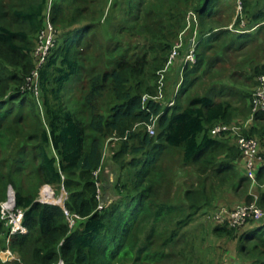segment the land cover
<instances>
[{"label": "trees", "instance_id": "1", "mask_svg": "<svg viewBox=\"0 0 264 264\" xmlns=\"http://www.w3.org/2000/svg\"><path fill=\"white\" fill-rule=\"evenodd\" d=\"M62 1H70L66 9ZM220 3L221 0H200L198 11L203 19L200 38L207 41L196 44L195 64L192 66L188 62L184 66L183 82L173 106H168L167 102L179 81L178 72L173 82V76L168 77L173 90L165 89V99L146 97L144 100V96L156 93L158 73L169 58L170 43L154 50L152 60L155 63L149 61L147 52L131 61L128 58L113 59L104 51L103 57L113 61L114 65L106 66L102 74L91 79V90L86 96V102L93 110L90 127L101 138H119V149L114 150V158L121 172L126 170L125 174H118L111 188H106L103 177L96 174L103 164L101 145L98 140H93L87 147L83 122L68 110L63 100L66 83L81 68L78 56L81 38L89 30L93 32L100 23L105 0L54 2L51 20L61 30L56 47L39 69L38 87L43 109L37 118L36 133L32 138H8L0 130V145L11 160V171L15 172L14 158L18 159L21 149L35 140L36 144L32 145L40 158L38 174L46 184L64 185L68 191L66 208L78 214L80 219L79 224L71 228L63 207L41 202L34 194L16 191V206L24 210L28 231L16 236L12 242V248L16 245L21 253L20 260L12 261L13 264H52L59 259L66 264H116L140 251L130 246L129 240L145 215L150 214L154 222H159L177 208L190 210L188 215L192 217L197 211L213 206L220 195L215 188L208 191L204 183L198 184L197 188H194L195 184L187 188L179 205L171 202L170 189H166L168 172L163 171L160 182L153 178L168 149L178 152L181 168L192 167L197 181L201 182L200 177L205 173L219 180V189L231 187L239 193L244 188L242 196L247 201L254 200L248 192L253 179L246 173L241 150L234 141L236 134H213L212 129L219 124L241 126L245 135L260 138V154L264 155V111L254 114L250 109L255 78L264 74V0L243 2L244 16L241 17L248 20L247 25L256 27L255 32H234L227 28L233 17L222 22L225 26L222 31L214 26L208 29L206 18L213 16ZM5 4L0 0V129L4 124L3 110H13L12 103L22 95H28V90L23 92L22 86L26 76L30 73L33 76L36 69L32 62L34 39L46 26L48 0H18L12 10H7ZM218 31L221 33H217L213 41L204 38L206 34ZM223 33L227 36L216 51L213 46ZM232 46H237L234 53L242 55V60L228 53ZM211 52L216 55L228 53L230 72L225 79L210 84L203 95H192L185 103L184 92L193 83V76L212 61ZM147 73L151 76L147 77ZM107 89L113 102L107 114L102 115L99 109L95 110L96 102L99 104ZM154 119L157 134L151 136L146 126ZM135 124L138 128H134ZM181 172L175 173L172 179L175 181ZM255 176L257 182L264 183V160L258 162ZM8 179L10 183L14 182L12 175ZM259 190L256 202L264 209V188ZM100 197L106 200L102 208ZM224 222L217 224L214 232L218 236L239 239L240 260L235 264H264V216L258 220L249 219L241 227L230 226L228 220ZM189 223L188 220L177 221L179 228ZM247 225L252 229L241 231L240 228ZM5 229L7 233L0 218V234ZM176 237L177 232H173L170 239ZM162 256L145 249L141 257L143 262L151 264L160 261Z\"/></svg>", "mask_w": 264, "mask_h": 264}, {"label": "rangeland", "instance_id": "2", "mask_svg": "<svg viewBox=\"0 0 264 264\" xmlns=\"http://www.w3.org/2000/svg\"><path fill=\"white\" fill-rule=\"evenodd\" d=\"M3 1L7 4H5L7 10H12L18 2V0ZM55 1L56 0H48L46 9L45 28L51 24V29L53 33L55 32L54 45H52V40L49 54L58 43L61 30L57 28L51 20V9ZM243 2L244 0H221L218 7L219 9L216 7L213 16L206 18L205 24L208 29L214 26L222 31V27H225L221 25L222 22L233 17L227 28L234 32H255L256 27L247 25L248 20L245 21L241 17V15L244 16ZM61 4H63L64 9H66L70 1H65L64 3L62 1ZM199 4L200 0H191L188 2L185 0H105L104 15L100 18V23L96 24L97 27L94 28L93 32L89 30L81 38L82 44L80 49H78L81 68L78 73L66 83L63 90V100L68 110L73 112L83 122L86 128L87 147L93 140H98L101 145L103 164L96 174L99 177H103L106 188H111L118 174H125L126 170L121 172V168L117 165L114 158V150L117 151L119 149V138L116 136L101 138L90 127L93 110L86 102V96L91 90V79L95 75L102 74L106 66L112 67L114 65L113 61H108L107 58L103 57L104 51L109 52L113 59L128 58L131 61L136 60L147 52L149 61L155 63V61L152 60L154 57V50L158 51L160 46H166L165 44L170 43V46H172L168 51V56L170 57L173 48L180 43L181 46L179 47V54L176 58L175 65L167 71V75H165L163 79L162 87L164 89L165 99V92H167L165 89L173 90V85L169 83L170 79L168 77L173 76L171 80L173 82L178 72V83L183 79V68L188 63L187 54L193 41L197 43H206L207 41L200 38L202 33V18L198 11ZM86 18L90 19L89 17ZM213 18L217 20L214 21ZM239 18L242 19V21L237 24L236 22ZM7 20L8 19L5 21ZM219 32L220 31L210 32L205 36L213 41L214 36ZM39 35L40 34L34 39V52L32 57V62L36 68L39 66L40 62L36 50L42 44V38H40ZM226 36L227 35L223 33L221 39H218L216 44L214 43V50H219V47H221L220 44L223 43V38ZM193 64L195 63L191 65L193 66ZM30 74L26 76L27 80L24 81L25 83L22 86V91L25 92L28 90V95H22L23 97L18 98L16 102L12 103L11 107L13 110L9 111L6 109L2 112L4 124L0 130L8 138L12 136L16 138H32L36 133L37 118L39 114H41V109H43V101L39 87L37 86L38 84L30 85L28 82V76L31 77ZM150 76L151 73H147V77ZM259 76L260 75L255 78L256 84L254 89L258 83ZM35 77H38L37 74H35ZM254 89L250 97L251 111ZM190 95L192 96V93H190ZM24 96H27V99H24ZM172 96L173 94L171 98ZM112 102L113 98L110 90H104L99 104L96 102L97 105L95 110L99 109L102 115H106ZM35 105H37L38 108ZM258 124L260 125V123ZM136 127L137 125L134 128ZM258 140H260V138ZM234 141L237 143V137ZM32 144H36V141H31L26 148L24 147L21 149L18 159L14 158L17 163L15 172L11 171V160L0 145V218L1 203L7 198L11 187L15 192L20 191L23 194H34L37 199L40 198L41 192H45L43 185L46 183L42 181V178L38 174L40 158L37 154L38 151ZM52 155H54L53 150ZM261 155L264 160V155L262 153ZM180 166L181 162L178 152L175 149H168L163 159L158 163L153 175L156 182H160L162 180L163 171L164 173L168 172L166 189H170L171 193L169 196L173 204L179 205L183 199V192L189 187H194V184V188H197L198 184L204 183L203 185L208 191L215 188L220 196L213 202V206H207L197 211L192 217L188 215L190 214L189 212H191L190 210H182L181 208H177V211L163 216V220L159 222H154L153 216L150 214L145 215L129 240V245L135 248V250L140 249V251H136L133 257L119 260L116 264H146L141 257L142 251L145 249L163 254L160 261L151 264H235V262L240 260L239 239L218 236L215 234L214 228L217 224L225 223L220 221L229 218L232 210L238 205L256 204L260 207L256 201L261 192L259 189L264 188V183L260 184L256 179L252 180L248 187V192L254 196V200L247 201L246 197L241 194L244 188H242L239 193L238 191H232L231 187L219 189V180L217 178L209 177L204 173L203 176L200 177L201 182H199V180L197 181L195 178V173L192 172V167L181 168ZM180 170H182V172L174 181L172 179L173 175ZM9 175L13 176V183L9 182ZM51 186L55 193V196L52 197L55 198L53 204L59 203L57 199L61 197L64 199L68 191L64 185L61 184H51ZM101 194L103 196V192H101ZM105 204L106 200L102 198L100 205L104 207ZM262 210L264 211V209ZM179 220H188L190 223L185 227L179 228L177 224ZM77 224H79V222L75 221L73 227H76ZM230 226L232 225L230 224ZM249 228L252 229V227L247 225L245 228L243 227L240 229L241 231H245L250 230ZM2 231L3 232L0 234V264H13V262L3 261L1 259V251L5 247L7 236L6 229ZM173 232H177V237L171 240L170 238ZM14 251L17 255L21 256L19 247L16 245L14 246Z\"/></svg>", "mask_w": 264, "mask_h": 264}, {"label": "built area", "instance_id": "3", "mask_svg": "<svg viewBox=\"0 0 264 264\" xmlns=\"http://www.w3.org/2000/svg\"><path fill=\"white\" fill-rule=\"evenodd\" d=\"M54 33L53 30L51 29V24H49V26L47 28H44V30L39 35V37L42 38V42H41L42 44L36 50V53L37 55H39L40 62H39V66H37V68L34 70L33 76L28 77V82L30 83V85L38 84L39 69L47 61L52 40H53L52 45H54V39H55ZM196 44L197 42L193 41L191 47L189 48V52L187 54L188 62L195 63L197 61ZM180 46L181 44L178 43L173 48V51L170 57L168 58L165 67L161 71H159L157 92L154 95L144 96V100L146 99V97L147 98L150 97L155 100L164 99V89L162 87L163 79L165 75H167V71L170 70L173 65H175L176 58L179 54ZM35 74H37L38 77H35ZM182 82L183 79H181V81L176 85L172 98L167 102L168 106H173L176 103V96L180 92V87L182 85ZM261 111H264V74L259 76L258 83L254 89L252 96V112L255 114ZM252 118L244 125H247L252 120ZM146 127L148 133L151 136H155L157 134L156 119L148 123ZM222 132H232L233 134H236L237 144L242 153V159L245 165L246 173L249 177L255 180L257 164L258 162L263 161V157L260 154L259 140L256 137L245 135L242 131L241 126H236V125L230 126L225 124H219L212 129L213 134H221ZM43 186L44 188L48 187V189L51 190V194L55 196V193L51 188L52 187L51 184H44ZM67 198H68V194L66 192V196H64L63 203L62 204L55 203V204L64 208L69 225L72 228L74 226L75 221H78L80 219V216L76 213H71L66 208ZM38 200L50 204H53L54 202V200H49L48 198H46L43 192H41V196ZM101 207L102 205H100V208ZM263 216H264V211L256 204H249V205L242 204L235 207L232 210L230 217L227 219H229L228 221L232 226L241 227L245 225L249 219L253 218L258 220L263 218ZM1 218L7 228L6 244L1 251V259L3 261H8V262L20 260V256L17 255V253L12 248V242L16 236L27 233L28 229L24 223V210L16 206V192L12 187L8 192L7 198L1 203ZM227 219H222L220 222H224ZM52 264H66V263L63 259H59L57 262Z\"/></svg>", "mask_w": 264, "mask_h": 264}, {"label": "crops", "instance_id": "4", "mask_svg": "<svg viewBox=\"0 0 264 264\" xmlns=\"http://www.w3.org/2000/svg\"><path fill=\"white\" fill-rule=\"evenodd\" d=\"M204 38H206V36ZM204 47L201 46L200 48ZM236 47L232 46V49H230L228 53H232L233 55H231L233 57H236L237 60L240 61L242 60V55H235L234 52L236 51ZM228 53L222 55H216L213 54V52L210 53L213 55L212 61L205 67V69L193 76V83L189 84L188 90L184 92L183 101L185 103H187L189 101V98L192 97L188 94L192 93V95L194 96L203 95L206 92L207 88L210 86V84L218 83L222 79L226 78V76L230 72L231 67L227 59ZM235 105H238V103H236Z\"/></svg>", "mask_w": 264, "mask_h": 264}, {"label": "bare ground", "instance_id": "5", "mask_svg": "<svg viewBox=\"0 0 264 264\" xmlns=\"http://www.w3.org/2000/svg\"><path fill=\"white\" fill-rule=\"evenodd\" d=\"M44 191H45L44 194H45L46 198H48L49 200L55 201V198H52L54 195L51 194V190H49L48 187H45ZM63 201H64V199L62 197L57 199V202H59L61 204L63 203Z\"/></svg>", "mask_w": 264, "mask_h": 264}]
</instances>
